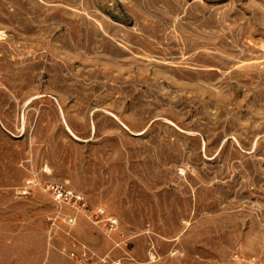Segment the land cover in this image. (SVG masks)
<instances>
[{
  "label": "rangeland",
  "instance_id": "374dc122",
  "mask_svg": "<svg viewBox=\"0 0 264 264\" xmlns=\"http://www.w3.org/2000/svg\"><path fill=\"white\" fill-rule=\"evenodd\" d=\"M80 243L90 264H264V0H0V264Z\"/></svg>",
  "mask_w": 264,
  "mask_h": 264
},
{
  "label": "built area",
  "instance_id": "2783aa9c",
  "mask_svg": "<svg viewBox=\"0 0 264 264\" xmlns=\"http://www.w3.org/2000/svg\"><path fill=\"white\" fill-rule=\"evenodd\" d=\"M39 186L42 190L48 194L58 205H66L73 207L79 211L86 213L88 218L95 224L102 226L103 231L107 234L119 231L120 222L118 218L106 211L104 207L92 208L86 195L79 190L69 187L62 182H35L33 179L27 180V185L23 186L19 193L22 195H28L32 192V187ZM50 230L60 229L61 226H66L67 233L70 231V227L74 226L77 222V218L74 215L66 214L64 216L61 213L51 214L46 217ZM120 240L116 242L120 245L124 242V234L119 233ZM67 255L74 260L77 264H90L96 257V253L86 244L80 243L75 249L64 248ZM153 258L155 254L152 253ZM232 260L235 264H261L255 256L244 258L240 252H235ZM100 261L104 264H125L123 258H112L109 255L100 257Z\"/></svg>",
  "mask_w": 264,
  "mask_h": 264
}]
</instances>
